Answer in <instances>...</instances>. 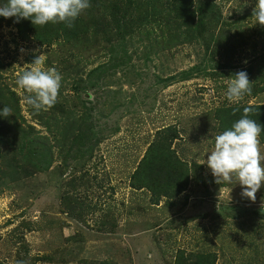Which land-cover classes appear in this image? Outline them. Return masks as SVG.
<instances>
[{
  "label": "rangeland",
  "instance_id": "obj_1",
  "mask_svg": "<svg viewBox=\"0 0 264 264\" xmlns=\"http://www.w3.org/2000/svg\"><path fill=\"white\" fill-rule=\"evenodd\" d=\"M89 3L70 40L0 16V264H264V183L253 202L206 163L215 135L264 105L258 0ZM41 54L63 79L36 112L16 80ZM241 70L252 93L233 104Z\"/></svg>",
  "mask_w": 264,
  "mask_h": 264
},
{
  "label": "clouds",
  "instance_id": "obj_2",
  "mask_svg": "<svg viewBox=\"0 0 264 264\" xmlns=\"http://www.w3.org/2000/svg\"><path fill=\"white\" fill-rule=\"evenodd\" d=\"M89 7V0H6L0 4V16L16 17L17 22L31 19L36 26L64 23L71 28ZM253 16L257 24L264 26V0H258ZM45 60V54L36 56L32 63L25 64L26 70L16 80L18 87L28 94L24 102L36 112L53 107L62 86L63 77L55 67L46 70L42 67ZM251 85L246 71L234 73L227 83V100L238 104L245 95H251ZM237 111L239 108L234 109L233 114ZM11 112V108L4 106L0 116L9 117ZM251 114L253 108L244 107L242 117L231 128L215 135L214 147L208 153L206 163L217 183L238 182L243 188L242 196L255 202L256 194L264 183V153L260 150L259 139L264 127L249 118Z\"/></svg>",
  "mask_w": 264,
  "mask_h": 264
},
{
  "label": "trees",
  "instance_id": "obj_3",
  "mask_svg": "<svg viewBox=\"0 0 264 264\" xmlns=\"http://www.w3.org/2000/svg\"><path fill=\"white\" fill-rule=\"evenodd\" d=\"M91 0H89L90 2ZM12 20V22L16 23L17 27H24V28H29L32 27L34 24L32 23L31 19H20L19 22H17V18L16 17H11L10 18ZM86 27L83 25V22L80 18H77L74 21V26L69 28L66 24L64 23H57V24H52L49 23L45 26H41L39 31H36V37L38 39H41V41L43 42H47L50 39H53L55 37H61L63 39L66 40H70V39H75L77 38L81 33L86 32ZM253 114H251L253 116V119L256 120L257 123H260L262 125V127H264V105H257V106H253ZM166 131L168 132H175V134H177L178 130L173 128V127H168L166 129ZM260 137L263 138L264 140V131L261 132ZM162 140V139H161ZM167 153V157L168 158H172L169 154L170 152H166ZM152 157H150L151 160V164L148 165L149 170L151 171V174H157L159 175V167L157 163H162V161H160L159 159L157 160L158 156L154 158L153 154L151 155ZM166 157V158H167ZM156 159V160H154ZM179 162V163H178ZM175 163V164H174ZM160 165V168H162V165ZM171 167L176 165V172H179V176H181L184 172L183 169V164L178 160V158H176V160L170 164ZM180 166V168H178ZM172 169V168H171ZM184 177V176H183ZM182 182L176 181V185H180ZM162 183H159L158 185H153L150 184L152 186H154L159 193L163 192V195L165 194V192L162 190ZM190 260V258H184L183 262H186ZM214 260H209L207 258H205L204 256L200 255V257H197V262L196 264H213Z\"/></svg>",
  "mask_w": 264,
  "mask_h": 264
}]
</instances>
